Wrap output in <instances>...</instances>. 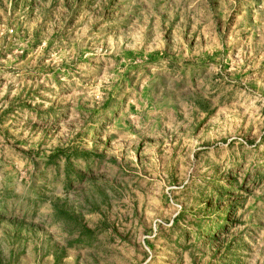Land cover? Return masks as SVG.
<instances>
[{"label":"rangeland","instance_id":"374dc122","mask_svg":"<svg viewBox=\"0 0 264 264\" xmlns=\"http://www.w3.org/2000/svg\"><path fill=\"white\" fill-rule=\"evenodd\" d=\"M0 264H264V0H0Z\"/></svg>","mask_w":264,"mask_h":264},{"label":"trees","instance_id":"16d2710c","mask_svg":"<svg viewBox=\"0 0 264 264\" xmlns=\"http://www.w3.org/2000/svg\"><path fill=\"white\" fill-rule=\"evenodd\" d=\"M228 219L225 221V224L227 223ZM208 232V231H207Z\"/></svg>","mask_w":264,"mask_h":264}]
</instances>
